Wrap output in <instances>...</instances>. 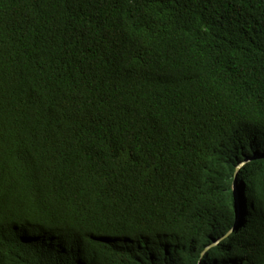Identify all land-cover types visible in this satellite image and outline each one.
<instances>
[{"label": "trees", "instance_id": "1", "mask_svg": "<svg viewBox=\"0 0 264 264\" xmlns=\"http://www.w3.org/2000/svg\"><path fill=\"white\" fill-rule=\"evenodd\" d=\"M0 264H264V0H0Z\"/></svg>", "mask_w": 264, "mask_h": 264}]
</instances>
